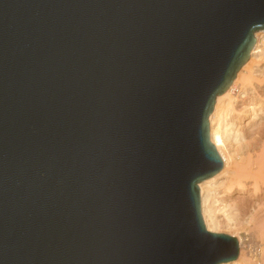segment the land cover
I'll use <instances>...</instances> for the list:
<instances>
[{
	"label": "water",
	"instance_id": "obj_1",
	"mask_svg": "<svg viewBox=\"0 0 264 264\" xmlns=\"http://www.w3.org/2000/svg\"><path fill=\"white\" fill-rule=\"evenodd\" d=\"M264 0H0V264H219L198 183Z\"/></svg>",
	"mask_w": 264,
	"mask_h": 264
},
{
	"label": "bare ground",
	"instance_id": "obj_2",
	"mask_svg": "<svg viewBox=\"0 0 264 264\" xmlns=\"http://www.w3.org/2000/svg\"><path fill=\"white\" fill-rule=\"evenodd\" d=\"M259 31L254 32L256 41L249 59L227 89L216 96L208 118L210 141L220 153L223 167L200 181L198 186L202 216L209 231L220 233L219 230L229 228L223 225L215 206L221 201L231 209L236 208L243 218L248 217L264 240V122L256 120L264 101L253 96L251 86L257 76H264V29ZM247 116L251 120L245 124L246 128L242 123ZM236 238L239 256L219 264H248L251 261L243 238ZM262 259L264 264V256Z\"/></svg>",
	"mask_w": 264,
	"mask_h": 264
},
{
	"label": "rangeland",
	"instance_id": "obj_3",
	"mask_svg": "<svg viewBox=\"0 0 264 264\" xmlns=\"http://www.w3.org/2000/svg\"><path fill=\"white\" fill-rule=\"evenodd\" d=\"M258 31L259 30H256L255 33H257ZM261 76H257L251 86H253L254 88V90L252 89L254 92L253 96L255 95L254 97L260 99L261 101H264V76ZM257 112L258 113L256 116V120L258 122H264V107H260V110H258ZM250 120V117H245V120L243 121L242 125H247ZM217 191H219V189H217ZM215 206L218 208V214L220 219H222V222L224 223L223 225L229 227L227 229H221L218 232L226 233V231L228 230L227 233L230 235L236 234L237 236H241L244 240V246L247 251V254L251 260L248 264H262V258L264 256V240L263 237H261L262 234L257 231V228H255L254 223L250 221L248 217L243 218L240 212L235 210L236 208L231 209L226 205V203L222 204L220 201L215 203Z\"/></svg>",
	"mask_w": 264,
	"mask_h": 264
}]
</instances>
